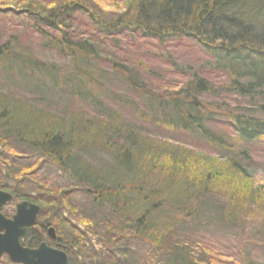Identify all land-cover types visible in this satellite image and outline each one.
<instances>
[{
  "label": "trees",
  "instance_id": "trees-1",
  "mask_svg": "<svg viewBox=\"0 0 264 264\" xmlns=\"http://www.w3.org/2000/svg\"><path fill=\"white\" fill-rule=\"evenodd\" d=\"M128 4L111 13L86 0H0V17L28 24L40 45L0 32V187L42 210L23 243L47 242L70 264H221L187 233L212 223L239 239L232 264H260L264 184L251 180L264 142V0ZM122 36L191 48L194 65L168 60L191 80L158 92L157 60L118 51ZM51 53L66 63L40 60ZM79 100L88 112L71 109ZM184 134L215 154H195ZM43 164L68 186L35 182Z\"/></svg>",
  "mask_w": 264,
  "mask_h": 264
},
{
  "label": "rangeland",
  "instance_id": "rangeland-1",
  "mask_svg": "<svg viewBox=\"0 0 264 264\" xmlns=\"http://www.w3.org/2000/svg\"><path fill=\"white\" fill-rule=\"evenodd\" d=\"M55 0H50V2H54ZM89 1L93 5H97L101 10H104L105 12H111V13H122L124 10L128 7V3L130 0H86ZM89 19L81 15L80 20H79V27H77V32L78 34L84 33V29L81 28L85 24L88 25ZM0 32L3 34L2 40L5 41V39H8L9 35L11 34H16L17 36L21 37V40L24 41L25 44H30L34 50L39 51L40 45L39 39L34 37L31 33H33L32 30L29 29L28 24L25 22L23 23L22 21L17 22V19H14L13 17H0ZM127 39L126 36H122V40ZM1 40V39H0ZM169 42V41H168ZM167 42V43H168ZM138 45L139 47L137 48ZM186 46V45H183ZM120 47L118 51L124 50H129L132 53H136L137 50H139L137 53L140 56L135 57V61L137 58H142L143 62H147V59H155L158 62V65L154 63H148L149 66H152L155 71L162 72V75H160L158 78L156 77L157 81H161L159 84L158 88L156 89L158 92L162 91L164 89V85L168 84L167 86L170 87L172 86V90H179L181 87H183L182 82H188V80H191V76L189 74H180L179 72L175 71L173 65H171V62H181V63H189L191 65H194L189 58L193 57L191 52L193 51L191 48H182L180 49L177 47H174L171 44H168V47L162 48L158 42L152 41V40H147V42H142V41H136L133 42L132 40H125L120 43ZM177 48V49H176ZM156 53H161L165 57H158L154 56ZM190 54V56H189ZM40 60L43 61H49V62H54L57 65H62V63H66L65 59H60L57 55L51 53V54H41ZM162 58V59H161ZM168 60H171L170 63H168ZM63 61V62H62ZM161 69H165V72L162 71ZM188 75V76H187ZM161 78H165L162 80ZM156 79H154L153 85H150L149 87L152 89H155L156 86ZM165 83V84H164ZM120 90V89H117ZM137 104L139 102L136 99ZM138 107H141L140 104ZM71 108V107H70ZM88 106H84L80 100L75 103L74 106H72L71 109L80 110L82 112H88ZM90 109V108H89ZM79 112V111H78ZM127 115V114H126ZM186 137L183 138L184 143L188 144L194 153L197 154L198 152L202 151L201 154L205 155L206 153L209 156L210 154H215V152L210 149L206 144L203 145L201 141L196 139L195 137L191 136L190 134H184ZM255 149L254 152V178L251 180V184L253 187L260 188L261 184H264V142H258V144H254L253 146ZM206 154V155H207ZM199 155V154H198ZM13 157V156H12ZM43 166V167H42ZM42 170L40 172H36L35 175L33 176L35 182H41L42 175H45V177L48 178V186L50 188H61V187H66L70 183L65 179V177H62L60 173H55L52 172V167L50 165L45 166L43 164ZM190 171L193 173H198L201 174V171L203 172V168L201 166H195L194 168H190ZM239 182L243 183V180H239ZM41 184H44L41 182ZM53 188V189H54ZM79 196L78 198H82V193L79 192L77 194ZM15 203H11L6 205L4 208H2V212H6L8 214H15ZM68 215V214H66ZM77 223V221H75ZM38 229V227H37ZM187 233L190 234L189 237H192L193 239L199 238L201 242L208 248L211 249L212 255L216 256L217 262L220 263L221 260H224V262H221V264H232L231 263V258H234L236 261L238 259L242 260L241 257H243V254H240V248L239 244H237V241L239 239H235L233 235H225L222 234L219 230V227L216 224H210L209 227H205L204 229H200L198 231L194 229H189L187 230ZM198 239V240H199ZM209 250V249H208ZM209 254V253H208ZM210 256V254L208 255ZM231 259V260H230ZM264 260L260 261V264H263ZM0 264H13L10 263L7 258H3L0 261Z\"/></svg>",
  "mask_w": 264,
  "mask_h": 264
},
{
  "label": "water",
  "instance_id": "water-1",
  "mask_svg": "<svg viewBox=\"0 0 264 264\" xmlns=\"http://www.w3.org/2000/svg\"><path fill=\"white\" fill-rule=\"evenodd\" d=\"M13 196L0 190V209L12 203ZM16 215L12 218L5 217L0 212V260L8 255L13 264H70L68 255L47 243H42L38 248L25 247L22 241L27 236L29 227L37 224L40 207L28 202L16 205ZM48 235L56 240L54 228H48Z\"/></svg>",
  "mask_w": 264,
  "mask_h": 264
},
{
  "label": "bare ground",
  "instance_id": "bare-ground-1",
  "mask_svg": "<svg viewBox=\"0 0 264 264\" xmlns=\"http://www.w3.org/2000/svg\"><path fill=\"white\" fill-rule=\"evenodd\" d=\"M58 172H59V171H58ZM59 173H60V172H59ZM78 194H79V193H78ZM78 197H79V196H77V194H76L75 197L73 196L72 198H75L76 200H82L81 203H83L84 201H86V199H84V198H78ZM21 202H28V203H30V204H32V205H36V206L38 205V206L40 207V210H41V206H40L38 203H35V202L32 201V200L24 199V200H21L20 203H21ZM81 203H80V205H83V204H81ZM60 204H61L60 206H63V203H60ZM76 204H77V202H76ZM7 205H8V204H7ZM5 206H6V205H5ZM5 206H4V207H5ZM4 207H3V208H4ZM1 209H2V208H1ZM1 209H0V212H2ZM15 211H17V210H16V205H15ZM41 212H42V210H41ZM41 212H40V214L37 216V224H38V219H39V217H40V215H41ZM2 214H3L5 217H7V216L9 215V217H7V218H12V217H14V216L16 215V212H15V214H13V215L8 214V213H6V212H5V213L2 212ZM6 215H7V216H6ZM37 224L34 225V226H31V227H29V228H32V227L34 228V227L37 226ZM255 225H256V223H252V224H251V227L247 230V232L251 231V229H254ZM49 227H51V226L46 227V231L48 230ZM29 228H28V229H29ZM242 235H243V237H245V235H244L243 233H242ZM47 236H48V238H49L48 231H47ZM23 242H24V240L22 241V243H23ZM23 245L25 246L24 243H23ZM25 247H26V246H25ZM38 247H39V246H38ZM38 247H37V248H38ZM30 248H31V247H30ZM33 249H35V248H33ZM3 258H7V259H8V255H5ZM3 258H2V259H3ZM2 259H1V260H2ZM1 260H0V261H1ZM8 260H9V259H8ZM9 262L12 263L10 260H9Z\"/></svg>",
  "mask_w": 264,
  "mask_h": 264
},
{
  "label": "flooded vegetation",
  "instance_id": "flooded-vegetation-1",
  "mask_svg": "<svg viewBox=\"0 0 264 264\" xmlns=\"http://www.w3.org/2000/svg\"><path fill=\"white\" fill-rule=\"evenodd\" d=\"M2 210V209H1Z\"/></svg>",
  "mask_w": 264,
  "mask_h": 264
}]
</instances>
